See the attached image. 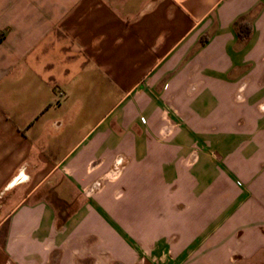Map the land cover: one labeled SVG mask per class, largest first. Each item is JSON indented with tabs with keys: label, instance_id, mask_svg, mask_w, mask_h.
<instances>
[{
	"label": "crops",
	"instance_id": "0c3cea01",
	"mask_svg": "<svg viewBox=\"0 0 264 264\" xmlns=\"http://www.w3.org/2000/svg\"><path fill=\"white\" fill-rule=\"evenodd\" d=\"M0 264H264V0H0Z\"/></svg>",
	"mask_w": 264,
	"mask_h": 264
},
{
	"label": "trees",
	"instance_id": "16d2710c",
	"mask_svg": "<svg viewBox=\"0 0 264 264\" xmlns=\"http://www.w3.org/2000/svg\"><path fill=\"white\" fill-rule=\"evenodd\" d=\"M250 33V27L244 25V24H240L239 28H238V34L241 37L247 36Z\"/></svg>",
	"mask_w": 264,
	"mask_h": 264
}]
</instances>
